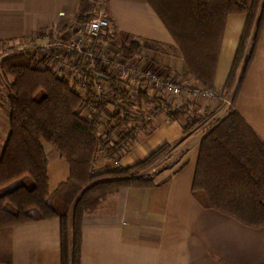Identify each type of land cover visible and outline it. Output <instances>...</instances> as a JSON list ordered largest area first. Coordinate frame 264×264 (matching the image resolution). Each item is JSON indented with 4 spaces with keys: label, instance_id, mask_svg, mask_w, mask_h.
I'll return each mask as SVG.
<instances>
[{
    "label": "trees",
    "instance_id": "obj_1",
    "mask_svg": "<svg viewBox=\"0 0 264 264\" xmlns=\"http://www.w3.org/2000/svg\"><path fill=\"white\" fill-rule=\"evenodd\" d=\"M145 1L172 36L174 51L190 75L220 103H230L225 116L206 127L192 185L194 197L206 209L263 228L264 142L235 104L264 28V0ZM92 12V5L82 1L77 24L85 28ZM237 14L247 19L224 90L218 93L215 81L227 21ZM103 33L84 43L82 52L57 57L56 50L34 46L35 51L34 47L13 51L0 67L11 129L0 160V228L59 218L61 264H81L86 215L122 188L160 186L156 177L161 171L156 167L173 150L169 144L136 165L113 166L147 124L145 108L156 104L155 115L165 113L184 134L203 124V115L196 113L192 102L177 105L163 91L151 95L145 82L128 91L122 87L123 79L89 56L90 48L106 45L135 64L143 48L165 51L160 43L130 41L111 47L106 44L110 37ZM96 83L105 85L107 92L95 93ZM182 89L192 91L184 85ZM46 145L71 169L69 180L53 193ZM99 162L106 165L104 171L96 170Z\"/></svg>",
    "mask_w": 264,
    "mask_h": 264
},
{
    "label": "crops",
    "instance_id": "obj_2",
    "mask_svg": "<svg viewBox=\"0 0 264 264\" xmlns=\"http://www.w3.org/2000/svg\"><path fill=\"white\" fill-rule=\"evenodd\" d=\"M82 1L93 7L90 19L107 15L106 44L160 43L165 51L143 48L140 61L161 75L203 88L175 53L172 36L145 0H0V62L13 49L34 46L66 54L59 44L69 42L75 29L82 28L76 22ZM246 19L241 14L228 18L215 81L218 93L224 90ZM6 94L0 79V160L11 131ZM181 102L191 103V93L184 92ZM198 103L202 115L222 118L228 110L227 100L220 103L217 97ZM235 109L264 142V28ZM208 126L205 120L184 134L165 113L150 115L119 163L136 165L165 144L173 147L166 159L175 162L158 173L160 186L122 188L84 217L81 264H264V227H248L206 209L192 193L200 143ZM49 147L45 146L53 193L69 180L71 169ZM104 162L100 164L105 169ZM0 264H61L60 219L0 228Z\"/></svg>",
    "mask_w": 264,
    "mask_h": 264
},
{
    "label": "built area",
    "instance_id": "obj_3",
    "mask_svg": "<svg viewBox=\"0 0 264 264\" xmlns=\"http://www.w3.org/2000/svg\"><path fill=\"white\" fill-rule=\"evenodd\" d=\"M110 27V21L107 15L100 13L99 16L91 18L85 28L75 29V37H73L69 42L65 44H59L61 48L65 50L67 54L72 51L82 52L84 43H92V39L98 37V35L107 30ZM57 57L61 56V53H57ZM64 56H66L64 54ZM89 56L91 58H96L102 61L103 67H109L112 74H117L125 82L122 87L128 91L138 85L139 82H145L148 86V92L153 95L156 91H163L169 99L175 101L177 105L182 104L183 89L187 87L192 89L191 91V102L195 105V111L200 114L198 103L199 99L204 101H210L216 98L214 92L208 91L204 88L192 87L190 84L180 85V81L174 78H167V76L161 75L159 71L150 68L149 66L143 64L141 61L132 64L122 57L121 52L118 49H111L106 45L95 46L90 48ZM95 93H100L104 91L107 92V88L102 83L95 84ZM228 107L230 103L227 101ZM220 117L216 114H212L208 121V124H214ZM99 162L96 167L98 171H104V166ZM114 167H120L119 162L113 164Z\"/></svg>",
    "mask_w": 264,
    "mask_h": 264
},
{
    "label": "rangeland",
    "instance_id": "obj_4",
    "mask_svg": "<svg viewBox=\"0 0 264 264\" xmlns=\"http://www.w3.org/2000/svg\"><path fill=\"white\" fill-rule=\"evenodd\" d=\"M36 47V46H35ZM34 47V51H35V49H37V48H35ZM21 49H24V48H19V50H21ZM18 49H13L9 54H11L13 51H17ZM3 61V60H2ZM2 61L0 62V67H1V63H2ZM228 102H229V100H228ZM228 105V104H227ZM158 110H157V105L156 104H152L150 107H148V108H145V115H146V117H150V115L152 116L153 114H155V112H157ZM211 115L210 114H208L207 113V115H203V121H202V125H204V123H205V120H207L208 121V119H209V117H210ZM206 117V118H205ZM222 117V116H221ZM197 126H199V125H197ZM50 148V147H49ZM175 162V160L173 159H163V160H161L159 163H158V165H157V167H156V172H159V171H162V170H165V169H168L173 163ZM66 163V162H65ZM59 183V182H58ZM57 183V184H58ZM56 184V183H55ZM53 187L51 186V190H53L52 189Z\"/></svg>",
    "mask_w": 264,
    "mask_h": 264
}]
</instances>
